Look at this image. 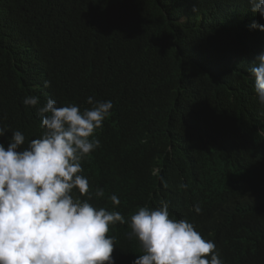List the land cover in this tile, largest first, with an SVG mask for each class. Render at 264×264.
Segmentation results:
<instances>
[{"label": "trees", "instance_id": "16d2710c", "mask_svg": "<svg viewBox=\"0 0 264 264\" xmlns=\"http://www.w3.org/2000/svg\"><path fill=\"white\" fill-rule=\"evenodd\" d=\"M253 23L264 19L249 0H0V144L14 131L24 147L39 138L49 99L81 111L90 96L111 101L81 174L93 181L85 199L125 218L107 233L114 264L143 254L131 215L162 203L223 264H264V105L248 71L264 31Z\"/></svg>", "mask_w": 264, "mask_h": 264}, {"label": "clouds", "instance_id": "9594fccd", "mask_svg": "<svg viewBox=\"0 0 264 264\" xmlns=\"http://www.w3.org/2000/svg\"><path fill=\"white\" fill-rule=\"evenodd\" d=\"M249 4L264 19V0ZM251 27L264 31V24ZM255 59L248 71L264 105V51ZM23 103L35 107L39 98L27 96ZM86 103L91 107L81 111L75 104L58 107L49 99L38 109L39 138L24 147V134L14 131L7 147L0 144V264H114V240L107 233L110 225L125 224V218L85 199L93 181L81 174L82 159L100 147L94 133L113 104L91 96ZM5 133L0 128V137ZM95 195L105 193L96 189ZM110 200L113 206L120 203L116 195ZM168 208L162 203L131 215L130 235L143 252L132 264H223L215 243L187 219L170 218Z\"/></svg>", "mask_w": 264, "mask_h": 264}]
</instances>
